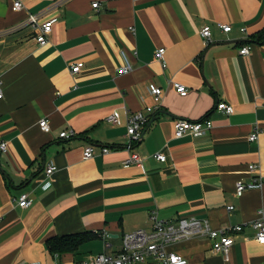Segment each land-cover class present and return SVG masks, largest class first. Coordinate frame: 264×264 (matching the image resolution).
Returning <instances> with one entry per match:
<instances>
[{"label": "crops", "instance_id": "crops-1", "mask_svg": "<svg viewBox=\"0 0 264 264\" xmlns=\"http://www.w3.org/2000/svg\"><path fill=\"white\" fill-rule=\"evenodd\" d=\"M19 1L23 8L13 11L11 1L0 0V143L7 144L0 151V264L115 255L125 233L150 229L151 214L207 220L213 229L243 227L227 262L207 237L167 246L188 264H264V244L251 226L264 211V186L235 194L238 181L264 174V0ZM30 14L40 24L53 21L48 44L36 43ZM203 25L214 40L207 48ZM245 45L250 52L243 56ZM157 48H165L164 70ZM121 51L132 65L124 75L117 74ZM75 63L83 67L72 75ZM173 82L187 95L176 93ZM151 87L161 88L162 98L147 113L154 107ZM219 102L232 105L233 114L217 112ZM139 111L149 118L136 146L142 165L124 167L126 116ZM113 113L118 124L106 122ZM205 117L212 122L206 134L174 137L176 120ZM69 130L74 138H59ZM88 145L94 156L86 160ZM103 147L109 152L102 154ZM158 152L164 162L152 157ZM49 164L56 170L45 177ZM22 194L31 201L26 209L17 205ZM54 237L82 241L73 252H51L47 241Z\"/></svg>", "mask_w": 264, "mask_h": 264}, {"label": "built area", "instance_id": "built-area-1", "mask_svg": "<svg viewBox=\"0 0 264 264\" xmlns=\"http://www.w3.org/2000/svg\"><path fill=\"white\" fill-rule=\"evenodd\" d=\"M11 1V8L13 11H19L23 8L22 3L19 0ZM97 3L92 4V8H97ZM27 24L35 29V41L38 45L44 46L48 44V36L52 29L53 21H46L39 23V16L30 14L28 15ZM217 27L224 33H228L231 30L230 25L218 23ZM244 31V29H241ZM199 36L203 41L204 48L209 47L213 42L212 31L209 25H203L199 29ZM250 52V46H243L239 49L240 55H248ZM122 57V66L117 69L118 75H124L132 70V65L123 51L120 52ZM165 48H157L154 52L155 60L160 64L162 70L166 68V61L164 59ZM83 67V63H75L70 67V73L75 75L80 72ZM174 90L180 96L187 95L188 90L179 83H172ZM150 94L152 96L154 107L145 108L147 113H151L153 110L159 108L162 98V89L159 87H151ZM3 97V91L0 82V99ZM264 106V100L262 101ZM215 110L223 115H231L234 112L232 105L219 102ZM149 118L142 112L127 113L126 116V138L127 142L125 150L128 152V157L122 163L124 167L130 165H142V158L136 153V146L142 139L143 131L148 124ZM106 122L109 124H118V116L116 113L109 115L106 118ZM39 128L42 132L48 133L50 131L48 122L46 119L39 121ZM212 129V122L207 118L200 120H176L174 122V137L182 138L186 135L193 137H199L206 134ZM260 130L258 126L253 127L252 131L248 135L249 142H257L259 138ZM75 134L72 131H62L59 133V138L69 140L74 138ZM0 151L5 153L7 151V144L0 143ZM109 152V148H101V153L106 154ZM94 149L92 145L85 147L83 152L84 159L88 160L93 158ZM156 161L164 162L165 155L163 153H155L152 156ZM256 167L249 165V172L254 171ZM56 167L53 164H49L45 169V177H50ZM264 186V174H259L253 178L250 182L244 183L238 181L235 186V194L237 197L242 196L246 190L258 189ZM31 201L28 194H22L19 196L17 205L26 209L30 206ZM229 210L233 207L229 206ZM150 229H139L130 233H125L122 237L120 250L115 255H107L104 253L98 254L89 261H83L73 264H139L145 262H153L156 264H188L187 260L182 256L173 252L167 251V246L184 240L190 237H207L211 241L212 250L215 253L221 255L225 262L229 259V253L232 245L234 244L235 235L243 230L241 225L233 227H225L222 229H213L207 220H201L194 217L181 218L177 220H161L156 215H150ZM255 230V241L259 244H264V211L259 210L257 212V218L251 224Z\"/></svg>", "mask_w": 264, "mask_h": 264}, {"label": "trees", "instance_id": "trees-1", "mask_svg": "<svg viewBox=\"0 0 264 264\" xmlns=\"http://www.w3.org/2000/svg\"><path fill=\"white\" fill-rule=\"evenodd\" d=\"M82 239H76L74 237H66V238H50L47 241V246L51 252H59L63 251H71L73 252L74 249L80 244Z\"/></svg>", "mask_w": 264, "mask_h": 264}, {"label": "water", "instance_id": "water-1", "mask_svg": "<svg viewBox=\"0 0 264 264\" xmlns=\"http://www.w3.org/2000/svg\"><path fill=\"white\" fill-rule=\"evenodd\" d=\"M163 113V112H162ZM149 124V123H148Z\"/></svg>", "mask_w": 264, "mask_h": 264}]
</instances>
